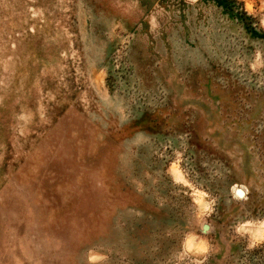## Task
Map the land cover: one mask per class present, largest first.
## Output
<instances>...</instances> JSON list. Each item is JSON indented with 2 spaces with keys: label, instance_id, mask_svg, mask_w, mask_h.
Instances as JSON below:
<instances>
[{
  "label": "rangeland",
  "instance_id": "rangeland-1",
  "mask_svg": "<svg viewBox=\"0 0 264 264\" xmlns=\"http://www.w3.org/2000/svg\"><path fill=\"white\" fill-rule=\"evenodd\" d=\"M0 264H264V0H0Z\"/></svg>",
  "mask_w": 264,
  "mask_h": 264
},
{
  "label": "water",
  "instance_id": "water-1",
  "mask_svg": "<svg viewBox=\"0 0 264 264\" xmlns=\"http://www.w3.org/2000/svg\"><path fill=\"white\" fill-rule=\"evenodd\" d=\"M237 192H238V190H237ZM207 229H208V225H203L202 230L206 231Z\"/></svg>",
  "mask_w": 264,
  "mask_h": 264
}]
</instances>
